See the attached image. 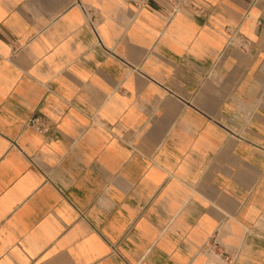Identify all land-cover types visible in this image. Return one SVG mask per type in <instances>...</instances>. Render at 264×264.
I'll list each match as a JSON object with an SVG mask.
<instances>
[{
    "label": "crops",
    "instance_id": "obj_1",
    "mask_svg": "<svg viewBox=\"0 0 264 264\" xmlns=\"http://www.w3.org/2000/svg\"><path fill=\"white\" fill-rule=\"evenodd\" d=\"M174 7L0 0V264H264V0Z\"/></svg>",
    "mask_w": 264,
    "mask_h": 264
},
{
    "label": "built area",
    "instance_id": "obj_2",
    "mask_svg": "<svg viewBox=\"0 0 264 264\" xmlns=\"http://www.w3.org/2000/svg\"><path fill=\"white\" fill-rule=\"evenodd\" d=\"M136 6L142 7L146 4L147 0H131ZM175 1V7L173 9V14L177 12L180 8L188 4V0H174ZM230 44V42H228ZM243 47V46H242ZM31 124L36 126L42 131H46L48 129V125L39 118H34L31 120ZM207 247H209V251L215 250L217 248V244L215 241H210L207 243ZM217 255L222 259V261L225 264H235L238 256H229L226 254H223V252L218 251Z\"/></svg>",
    "mask_w": 264,
    "mask_h": 264
}]
</instances>
